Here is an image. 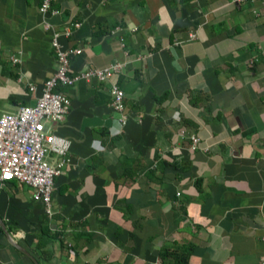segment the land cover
<instances>
[{"label":"crops","instance_id":"crops-1","mask_svg":"<svg viewBox=\"0 0 264 264\" xmlns=\"http://www.w3.org/2000/svg\"><path fill=\"white\" fill-rule=\"evenodd\" d=\"M261 10L52 0L42 13L40 0H0V116L35 103L57 67L54 31L70 27L58 42L80 49L69 74L120 65L107 80L53 88L69 108L47 131L70 147L51 213L31 187L3 182L0 264H264Z\"/></svg>","mask_w":264,"mask_h":264},{"label":"built area","instance_id":"built-area-1","mask_svg":"<svg viewBox=\"0 0 264 264\" xmlns=\"http://www.w3.org/2000/svg\"><path fill=\"white\" fill-rule=\"evenodd\" d=\"M51 1L40 0L42 13L49 11ZM231 1L239 3L251 0ZM258 1L264 16V0ZM70 33V27H64L60 33L55 31L52 33L50 44L55 53L57 67L44 81L35 103L19 106L14 112L0 116V185L3 182L15 180L31 187L33 197L44 204L46 214L51 213L53 179L61 173L70 147L68 138L47 131L46 123L59 121L67 114L69 108L68 98L53 88L57 84L72 85L80 79L107 80L117 73L120 67L118 63H112L102 68L86 69L69 74L68 59L71 55L79 53L80 49H63L58 42V37L60 34L67 37ZM110 94L112 107L121 111L123 91L111 84ZM190 142L195 145L198 138L191 135ZM48 153L55 155L57 159L54 162L48 161L46 159Z\"/></svg>","mask_w":264,"mask_h":264},{"label":"water","instance_id":"water-1","mask_svg":"<svg viewBox=\"0 0 264 264\" xmlns=\"http://www.w3.org/2000/svg\"><path fill=\"white\" fill-rule=\"evenodd\" d=\"M0 227L2 228V230L5 232V234L7 235V232L5 231V228H4V226H3V224L1 223V221H0ZM8 236V235H7ZM12 244L14 245V246H16V247H18V245H16L14 242H12ZM19 248V247H18ZM20 249V248H19ZM33 261H34V263L35 264H37V262L34 260V259H32Z\"/></svg>","mask_w":264,"mask_h":264},{"label":"trees","instance_id":"trees-1","mask_svg":"<svg viewBox=\"0 0 264 264\" xmlns=\"http://www.w3.org/2000/svg\"><path fill=\"white\" fill-rule=\"evenodd\" d=\"M44 229V228H43ZM47 234V233H46Z\"/></svg>","mask_w":264,"mask_h":264}]
</instances>
